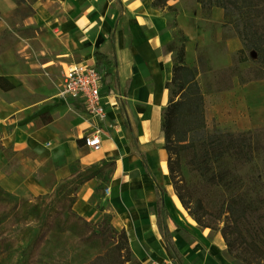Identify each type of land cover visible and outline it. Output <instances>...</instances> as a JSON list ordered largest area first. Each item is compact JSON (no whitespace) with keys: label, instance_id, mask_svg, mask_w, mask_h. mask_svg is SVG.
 <instances>
[{"label":"crops","instance_id":"obj_1","mask_svg":"<svg viewBox=\"0 0 264 264\" xmlns=\"http://www.w3.org/2000/svg\"><path fill=\"white\" fill-rule=\"evenodd\" d=\"M168 4L175 15L152 0H0V37L5 34L6 44L0 48V158L10 150L14 158L13 164L1 158L0 186L39 195L86 168L110 163L83 181L73 208L94 221L107 214L111 226L126 231L140 264L173 257L164 224L184 264H246L228 251L219 230L197 223L181 204L168 153L157 138L176 55L167 45L180 44L169 24L173 17L188 38L186 63L199 66L201 89L199 49L209 52L221 44L220 56L209 52L210 62L240 68L254 64L256 52L237 61L242 40L223 25L221 6L205 13L197 0ZM100 48L110 59L102 70L104 120L61 93L66 69L95 64ZM231 79L232 87L221 89L211 106L220 121L230 120L224 107L236 105L239 92L257 81L241 83L236 74ZM96 127L101 143L92 147L85 138ZM156 182L164 188L163 217Z\"/></svg>","mask_w":264,"mask_h":264},{"label":"trees","instance_id":"obj_2","mask_svg":"<svg viewBox=\"0 0 264 264\" xmlns=\"http://www.w3.org/2000/svg\"><path fill=\"white\" fill-rule=\"evenodd\" d=\"M205 13L212 6L224 8L223 25L236 12V34L240 36L243 47L237 53V61L247 60L249 49L255 50L259 64L258 74L245 78L236 71L241 83L254 79H264V0H197ZM158 8L166 7L175 15L176 9L168 0H152ZM177 28L180 44L167 45L175 49L172 77L165 86L170 98L163 109L161 130L157 139L163 142L168 153L167 167L174 190L181 204L202 226L221 232L228 251L246 264H264V126L232 131L207 121L205 96L197 80L199 66H189L185 61V43L188 40L173 17L169 23ZM103 47V46H102ZM95 66L103 70L105 60L110 59L100 48L95 53ZM203 55L197 56V64L205 61ZM251 70L252 68L249 67ZM109 72L106 71L107 77ZM1 78V77H0ZM115 79V75L112 76ZM232 87V83L230 86ZM143 156V154H142ZM188 157L190 170L197 173L207 189H211L218 203V214L222 226L204 220V198L197 196L192 211L194 185L183 171L182 160ZM144 159V158H143ZM145 162V161H144ZM150 172V170L148 169ZM94 175L81 172L71 175L54 184L47 193L18 198L0 186V254L20 252L21 264H36L35 256L41 245L56 230L70 226L86 227L92 224L85 216L77 213L73 205L83 181ZM157 209L165 216L164 188L156 182ZM12 199V203L10 200ZM12 216L9 215L11 213ZM253 218L255 223L246 236L241 228V220ZM99 227V222L95 224ZM108 230L91 229L98 238L111 240L109 247L96 256L80 264H140L132 253L130 240L124 229H117L109 223ZM163 236L172 253L177 254L172 238L164 224ZM31 239L30 247L25 250ZM20 249V250H19Z\"/></svg>","mask_w":264,"mask_h":264},{"label":"rangeland","instance_id":"obj_3","mask_svg":"<svg viewBox=\"0 0 264 264\" xmlns=\"http://www.w3.org/2000/svg\"><path fill=\"white\" fill-rule=\"evenodd\" d=\"M168 10V9H167ZM171 15L174 13L171 10H168ZM238 15L235 12L233 16L226 21L228 22L225 25L226 29L231 33H236L235 30V22L233 19L237 18ZM172 21V20H171ZM170 21V22H171ZM175 38L178 37L177 28L173 27ZM180 43V40L178 39ZM5 34L0 37V48L5 46ZM179 45V44H177ZM221 44L217 45L216 48H211L209 52L214 54L215 56H220ZM252 49H249L250 51ZM198 55H203L205 57V61L200 64L201 67V80H203L202 84V92L205 96V109L207 121L209 123H216L219 126L228 127L232 131H237L240 127H261L264 126V79H254L257 81H252L248 85V87L244 88L240 91V95L238 96V102L233 104L230 107L225 106L223 110V115L225 118L230 120H222L220 121L216 116L211 113L212 104L218 100V93L221 89L230 86L232 83L231 76L236 72L240 71V75L249 78L254 76V74H258L259 64L254 59L255 63L250 65L252 69L249 68H240L237 63L233 66H225L223 64H219L218 61L215 63L210 62L209 52L204 49H199ZM256 52V51H255ZM257 55V53H256ZM258 72V73H257ZM169 92V91H168ZM170 96V93H168ZM3 147L0 144V149ZM8 158L11 164L14 163L13 151H5L3 152L1 158ZM0 158V166L3 164V160ZM188 157H184L182 160V167L186 178L191 181L195 188H193V197H192V211H195V203L194 200L197 196H202L204 198V205L206 212H204V220L209 223H213L222 226V222H220V217L218 214V203L216 202V197L212 193L211 189H207L203 184V181L200 180V177L197 173H194L190 170V167L187 163ZM110 163H105L101 166H93L86 168L87 172H96L100 169H104L108 167ZM14 196L18 198H30L32 195L26 190V188H21L18 192L13 193ZM12 199L10 203H12ZM1 206V205H0ZM2 207V206H1ZM0 207V208H1ZM11 213L9 215L12 216ZM99 222V227L97 228L95 224ZM241 228L246 236H249V230L253 227L255 221L253 218H245L242 219ZM109 225V217L107 214L101 215L97 220H93L92 224L89 226H70L65 230H56L54 233L50 235V237L43 242L39 253L35 256L36 264H80L85 260L96 256L98 253L104 251L107 247H109L111 240L96 237L91 230L95 229L96 233L98 230L104 231L108 230ZM98 234V233H97ZM31 245V239L27 241L26 248L27 250ZM20 250V249H19ZM174 259L179 264H184L181 257L177 254H173ZM21 259H26L24 256L20 258V252L13 254H0V264H21ZM198 263V262H197Z\"/></svg>","mask_w":264,"mask_h":264},{"label":"built area","instance_id":"obj_4","mask_svg":"<svg viewBox=\"0 0 264 264\" xmlns=\"http://www.w3.org/2000/svg\"><path fill=\"white\" fill-rule=\"evenodd\" d=\"M104 73L94 64L78 63L66 69L62 82L61 93L65 96L78 99L87 112L98 120L108 117L107 107L103 98ZM101 127H96L94 132L86 136V144L98 147ZM153 264H179L174 257L156 260Z\"/></svg>","mask_w":264,"mask_h":264}]
</instances>
